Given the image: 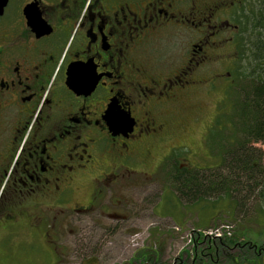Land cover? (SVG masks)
Wrapping results in <instances>:
<instances>
[{
  "label": "flooded vegetation",
  "instance_id": "af4514ba",
  "mask_svg": "<svg viewBox=\"0 0 264 264\" xmlns=\"http://www.w3.org/2000/svg\"><path fill=\"white\" fill-rule=\"evenodd\" d=\"M248 1L0 0V264L36 257L37 245L51 257L55 210L72 216L79 236L86 211L96 210L99 229L128 220L122 194L134 164L148 165L157 144L203 116L199 88H218L207 84L215 55L237 48ZM244 52L241 43L217 73L225 128L240 134L256 130L262 77L250 70L264 65ZM118 115L133 119L130 131L112 126ZM81 185L91 188L85 206L74 198Z\"/></svg>",
  "mask_w": 264,
  "mask_h": 264
},
{
  "label": "rangeland",
  "instance_id": "374dc122",
  "mask_svg": "<svg viewBox=\"0 0 264 264\" xmlns=\"http://www.w3.org/2000/svg\"><path fill=\"white\" fill-rule=\"evenodd\" d=\"M236 52L238 46L230 45L215 55L222 60L213 62L215 76L208 79L207 84L214 82L219 86L208 96H201L202 88H199V101L205 104L206 110L191 124L189 133L157 144L148 165L134 164L135 171L129 176L133 185L127 190L128 196L122 194L124 202L131 205L127 221L118 217L113 222L114 227L99 229L95 228L93 219L96 210L86 211L82 215L87 223L86 235L79 236L82 229L69 220L72 216L69 218L67 213L63 215L55 210V231H59V237L51 257L42 254V246L37 245L36 257H6V260L12 264H200L202 261L203 264H249L256 257L255 251L264 248V195L258 193L264 189V145L252 144L250 140L248 146L241 148V134L225 128L228 125L223 114L225 87L221 86L222 77L217 73L225 70L228 66L225 60L228 57L231 60ZM233 108L231 104V110ZM238 109L240 107L235 110ZM231 119L235 125L236 120ZM246 148L255 152L254 161L258 165L259 161L263 163L257 170L255 193H245L249 186L241 187V183L246 179L236 174L228 176L229 170L225 168L230 163L229 151L241 152ZM163 157L166 158L164 163L155 170ZM174 164L193 173L199 168L196 176L203 173L206 187H216V181L225 180L227 176L230 194L217 187L225 196L214 193L208 195L209 199H186L170 174ZM116 186L121 190L120 183ZM90 192L91 188L81 185L74 194L76 202L87 205ZM240 201L245 205L238 203ZM118 214L125 216L122 210H118ZM68 220L72 224L70 230L66 229ZM229 225L232 229L224 235L218 231ZM219 233L222 236L218 237Z\"/></svg>",
  "mask_w": 264,
  "mask_h": 264
},
{
  "label": "trees",
  "instance_id": "16d2710c",
  "mask_svg": "<svg viewBox=\"0 0 264 264\" xmlns=\"http://www.w3.org/2000/svg\"><path fill=\"white\" fill-rule=\"evenodd\" d=\"M248 4L249 5L244 8V14L241 16L242 18L237 19L240 24V33L238 34L236 43L238 49L241 46V43L245 45L246 52L244 53L247 61L250 60L251 63H254L253 61L258 58L257 60L264 64V0H252V2L250 0V2L248 1ZM260 67L261 69L252 67L250 71L252 72L251 75L254 77V73L258 72L259 70L262 77V81L255 84V88H257L259 91V97L262 103L260 106L261 109L259 110L261 115L259 118H256L255 123L252 124V128H255L256 130L241 134L240 138L243 140L244 136L247 141L253 140L264 145V74L262 73L264 72V65H261L260 63ZM234 69L237 77L238 64ZM251 75L248 74V76L250 77ZM241 146V148H245L246 144L243 143ZM254 154L255 152L248 148L241 150V152L236 150H234V152H228L230 163L227 164V167H225L229 170L228 176L236 174L239 178H245L246 180L241 183V187L249 186V188H247L248 191H244L245 193H255V188L253 186L255 185L257 178H259V176L257 175V170L260 169L261 165L263 164H261V162L259 161L260 164L258 165L254 161ZM174 165L175 166H173L174 168L172 170V173L170 174L177 183L178 191L186 199H209L208 195H213L214 193H218L215 194L216 196L222 194L225 196L226 193L230 194V192L228 193V191H230L228 189L229 187H227L226 184L228 182L227 176L225 177V180L219 181L218 179L215 184L216 187L214 185L206 187L205 183H203V173H201L202 176H196L198 172H200L199 168H196V170L193 169V173L190 169H187L185 167L180 168L176 164ZM202 170L205 169H201V171ZM251 186L253 187L252 191H250ZM217 187H220L225 194L219 192L220 190H218L219 188ZM215 189L218 191H216ZM258 193H260V195H264V189H260ZM232 199H234V197ZM241 202L242 201L238 203ZM242 204L245 205V202L243 201ZM244 207L246 208V206ZM255 253L256 257L252 258L248 263L264 264V248L257 249ZM203 263L204 262L202 261L200 264Z\"/></svg>",
  "mask_w": 264,
  "mask_h": 264
},
{
  "label": "water",
  "instance_id": "95a60500",
  "mask_svg": "<svg viewBox=\"0 0 264 264\" xmlns=\"http://www.w3.org/2000/svg\"><path fill=\"white\" fill-rule=\"evenodd\" d=\"M112 126L123 127L130 131L133 126V119L128 115L114 116L112 118Z\"/></svg>",
  "mask_w": 264,
  "mask_h": 264
},
{
  "label": "built area",
  "instance_id": "2783aa9c",
  "mask_svg": "<svg viewBox=\"0 0 264 264\" xmlns=\"http://www.w3.org/2000/svg\"><path fill=\"white\" fill-rule=\"evenodd\" d=\"M222 228H224V229H222V230H218V231H222V234L224 235L225 234V231H230V229H232V226H227L226 228L225 227H222ZM226 229V230H225ZM217 232V231H216ZM222 234L221 233H219L217 236L219 237V236H222ZM228 235H230L229 233H227Z\"/></svg>",
  "mask_w": 264,
  "mask_h": 264
}]
</instances>
